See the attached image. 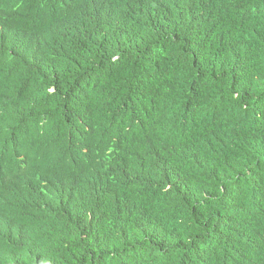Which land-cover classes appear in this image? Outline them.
<instances>
[{
  "label": "trees",
  "instance_id": "trees-1",
  "mask_svg": "<svg viewBox=\"0 0 264 264\" xmlns=\"http://www.w3.org/2000/svg\"><path fill=\"white\" fill-rule=\"evenodd\" d=\"M19 11L0 0V264H264V0Z\"/></svg>",
  "mask_w": 264,
  "mask_h": 264
},
{
  "label": "clouds",
  "instance_id": "clouds-1",
  "mask_svg": "<svg viewBox=\"0 0 264 264\" xmlns=\"http://www.w3.org/2000/svg\"><path fill=\"white\" fill-rule=\"evenodd\" d=\"M45 0H20V18L21 20L31 24L33 17L38 8L44 6ZM27 168L21 166L19 171L22 178L26 179L25 172Z\"/></svg>",
  "mask_w": 264,
  "mask_h": 264
}]
</instances>
